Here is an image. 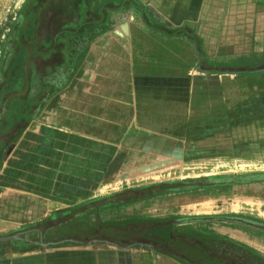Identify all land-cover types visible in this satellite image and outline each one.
Here are the masks:
<instances>
[{"label":"crops","instance_id":"0c3cea01","mask_svg":"<svg viewBox=\"0 0 264 264\" xmlns=\"http://www.w3.org/2000/svg\"><path fill=\"white\" fill-rule=\"evenodd\" d=\"M94 4L111 11L78 32L48 30L42 44L53 70L69 69L61 95L23 99L29 122L1 140L0 264H189L152 245L28 244L15 234L152 185L168 189L126 204L133 216H190L177 227H206L264 255L240 229L264 222L255 213L256 199L264 211V0ZM251 197V210L214 204ZM220 215L222 224L202 223Z\"/></svg>","mask_w":264,"mask_h":264},{"label":"rangeland","instance_id":"374dc122","mask_svg":"<svg viewBox=\"0 0 264 264\" xmlns=\"http://www.w3.org/2000/svg\"><path fill=\"white\" fill-rule=\"evenodd\" d=\"M85 0H74L73 4H71L70 0H0V85L1 87L5 84L11 85L12 81L16 77L19 76V72L16 70L18 67V64L15 63L18 58V54L22 52L23 54L28 51L26 59V70L27 74L26 77L28 79H31L33 76V71L31 66L37 63L38 65V82L33 83L32 88L38 87V93L39 96H45L50 93L48 87L49 85H46V83H42L45 81L46 76L49 74L50 70L53 68V66L57 63H59L57 60H47L44 56L40 55L36 57L37 55L36 49L34 45L36 43H39L40 48L43 51L46 50L45 46H43V42L37 41L38 38L40 39H46L47 31L49 30L50 33L53 29H61L65 27V30L69 32L68 30L74 29L75 32L80 31L83 28L87 27H94V21L97 20V18L104 16L105 12L111 11V5H109V8L104 7L106 9H102L101 11L98 10L95 11V0H86L88 2H84ZM119 5L113 4V8H116ZM86 10V16L82 14ZM82 14V15H81ZM82 16V19H81ZM40 51V50H39ZM51 68V69H50ZM50 69V70H49ZM53 70V69H52ZM69 69H60L57 70L54 68L53 72L55 74H58L59 80L56 82V79H54V88L55 91L60 92L58 96L61 95L62 91L61 89L64 87L66 80V74L68 73ZM72 72V71H71ZM51 73V72H50ZM62 73V76L60 75ZM72 78V75H71ZM77 77L74 76L73 85L76 83ZM71 81V82H72ZM63 86V87H62ZM30 87L27 88L23 87L21 92L28 94L30 92ZM28 91V92H27ZM48 92V93H47ZM1 91V95H2ZM47 93V94H46ZM17 94V92H16ZM2 97V96H1ZM17 97V96H16ZM25 96H21L20 98L24 99ZM10 98V95L8 93L3 94V100L1 102V108L0 112L3 111L4 103L7 99ZM19 98V97H18ZM28 98V97H27ZM5 101V102H4ZM29 103V101H28ZM44 107V105H43ZM24 110V109H23ZM28 119L21 118L20 119V125L21 127H24L28 123ZM13 137V136H12ZM244 198V197H243ZM243 198H236L233 200V198H230L228 202H221L217 203L215 201L216 207H235L233 202H236V207H241L245 209H252V201H254L253 197L251 199H243ZM256 205L257 209L255 210V213L258 212L261 215H264V211H261V204L259 199H256ZM244 202V203H243ZM245 205V206H244ZM130 210H127L126 206H118L111 208L110 212L101 214L100 219L98 220V217H96L97 221L96 223L102 222L105 224V228L98 231V234L95 235V237H104L111 240H114L116 242H119L120 245H126L128 243H131L132 240L142 239L143 241H146L150 243V238H144L142 236H139L138 234H132L134 232L135 228L138 231L144 230H150L152 224H150L148 221L145 222H139L137 224L133 223L132 221H135V219H141L140 216H133L135 212H132V206H129ZM95 213L86 216V219L89 220L90 218H94ZM118 216V218H114V216ZM180 215V214H179ZM168 218H158L162 220V223H155V226L158 225H165L167 223H170L174 219V215H169ZM175 216V217H181ZM220 218H216L213 220L205 221V219L202 220L203 224H211L212 222L216 223L217 220H219L222 224L223 217L220 215ZM120 219V220H119ZM155 219V218H153ZM157 219V218H156ZM114 220L122 221L123 223H119L117 226L111 224L112 222H115ZM227 220V219H226ZM165 221V222H164ZM109 222V223H108ZM206 222V223H205ZM224 222V221H223ZM201 223V222H200ZM235 223V222H234ZM261 224V225H259ZM245 225L246 227H241L240 229L244 230L246 238L251 241L252 245H254L257 249H260L264 252V222L259 223L258 221L255 222L253 218H247L245 219ZM254 226H261V229H254ZM178 230V228L176 227ZM153 230V229H152ZM200 230H202L203 233H206V231H209V228L206 227H200ZM110 231L112 233H110ZM155 231H159L158 228L155 229ZM109 232V233H108ZM215 232V231H214ZM114 233V234H113ZM216 233V232H215ZM99 235V236H97ZM162 235V234H158ZM136 238V239H135ZM184 241H189V238L184 237ZM190 256V255H186Z\"/></svg>","mask_w":264,"mask_h":264},{"label":"trees","instance_id":"16d2710c","mask_svg":"<svg viewBox=\"0 0 264 264\" xmlns=\"http://www.w3.org/2000/svg\"><path fill=\"white\" fill-rule=\"evenodd\" d=\"M15 109L17 110V106H13L12 113H15L14 115H16L17 119L24 117L19 114L17 116ZM14 121L18 120L14 119ZM163 187L162 185H152L146 188L127 190L111 196L89 201L68 211L59 213L54 219H47L45 221L49 222V224H46L47 226H42V224L33 226L26 225L15 234L21 235L23 239L25 238L28 244L38 241L42 245H45L49 244L52 240L61 237H69L77 243H90L99 240L103 243L113 242L120 244L119 242L108 238L95 237L99 230L105 228V224L102 222L93 223L91 220L92 218L87 220L86 216L95 213L99 220L101 211L104 208L125 206L128 203L138 201L140 199L150 198L151 196L168 189ZM139 218L141 219H135V221L132 222L137 224L139 222L148 221L152 224L151 229L138 231L135 228L132 234H138L144 238L148 237L153 241L148 243L142 239H133L131 243H128L129 245H152L157 249L162 248L168 252L181 254L180 257L189 264H264V255L260 254L247 244L239 243L233 239L216 233L199 234L195 232H187L186 228L181 230L177 227L178 224H180V219H184L186 222H189L193 219V217H174L170 223L159 225V227L158 225L155 226V223L161 224L162 220L160 219ZM82 219H84L85 222L78 224V221ZM114 221L115 222H112L111 224L116 226L119 223H123L118 220ZM182 221L183 220L180 222ZM156 228L159 229L158 233L155 231ZM110 233L112 232L110 231ZM186 236L189 238V241L183 240Z\"/></svg>","mask_w":264,"mask_h":264},{"label":"flooded vegetation","instance_id":"af4514ba","mask_svg":"<svg viewBox=\"0 0 264 264\" xmlns=\"http://www.w3.org/2000/svg\"><path fill=\"white\" fill-rule=\"evenodd\" d=\"M74 0H70L71 4H73L74 2H72ZM84 2H88V1H84ZM86 10H84V12L82 14H84V16H86ZM81 14V15H82ZM81 19H82V16H81ZM71 32H75L74 29L71 30ZM39 42H43L44 44H46V39H40L38 38ZM51 43V42H50ZM39 43H36L34 45L36 49V52H37V55H35L36 57L42 55L45 57V53L43 50L41 49H38L40 48V45H38ZM40 50V51H39ZM27 53L28 51L26 50V52L23 54L22 52H20L18 54V58H17V61L15 63L18 64V67H17V71L20 73L18 77H16L14 79V81H12L11 85H7L5 84L4 86L1 87L0 85V108H1V102L3 100V94L5 93H8L10 95V98L6 100V102L4 103V107L3 108V111L0 112V145H1V140L3 139H10L12 138V136L16 133V130L18 128L21 127L20 125V119H17L16 118V115H14L15 113L13 112L12 113V110H13V106H17V110H16V114L18 116L19 115H22L20 114L19 112H24L23 114L25 115L24 118H28V116L26 115V113H29L31 112V110L33 109V106L32 104L30 103H26V102H23V99L20 98L21 96H25V98L27 97H32L34 96V94L36 95L37 93V87L35 88H32V85L33 83H35V86H36V82H38V76H41V75H38V65L37 63L34 65L31 66L32 68V71H33V76L31 79H28L26 77V74H27V70H26V63H27V59H26V56H27ZM51 72V73H50ZM49 74L46 76L45 80H47V83L46 85H49L48 87H50L49 89H53L54 88V79H56V82L59 80V75L56 74L55 76H53L55 73H53L52 75V71L50 70ZM62 76V73L60 74ZM55 77V78H52ZM59 76V77H58ZM56 84V83H55ZM30 87V92H28V94H25L22 92V93H19L21 92L22 88L25 87ZM1 91L3 92L2 95H1ZM17 92V94H16ZM2 96V97H1ZM17 96V97H16ZM19 97V98H18ZM24 109V110H23ZM26 118V119H27ZM15 120H18V121H14Z\"/></svg>","mask_w":264,"mask_h":264}]
</instances>
